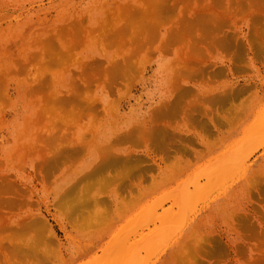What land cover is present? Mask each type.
Masks as SVG:
<instances>
[{
	"label": "rangeland",
	"instance_id": "obj_1",
	"mask_svg": "<svg viewBox=\"0 0 264 264\" xmlns=\"http://www.w3.org/2000/svg\"><path fill=\"white\" fill-rule=\"evenodd\" d=\"M0 264H264V0H0Z\"/></svg>",
	"mask_w": 264,
	"mask_h": 264
}]
</instances>
